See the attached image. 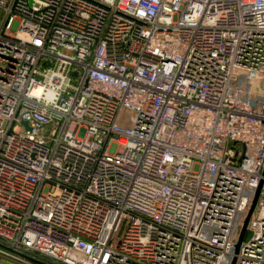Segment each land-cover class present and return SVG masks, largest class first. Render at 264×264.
<instances>
[{"label": "built area", "instance_id": "2783aa9c", "mask_svg": "<svg viewBox=\"0 0 264 264\" xmlns=\"http://www.w3.org/2000/svg\"><path fill=\"white\" fill-rule=\"evenodd\" d=\"M236 76L264 82V0H0V264H264Z\"/></svg>", "mask_w": 264, "mask_h": 264}, {"label": "rangeland", "instance_id": "374dc122", "mask_svg": "<svg viewBox=\"0 0 264 264\" xmlns=\"http://www.w3.org/2000/svg\"><path fill=\"white\" fill-rule=\"evenodd\" d=\"M232 86L236 89V88H243L246 92H252L255 95L250 97L249 99L254 100L256 103V108L258 110L261 109V105L264 101V82H261L260 84L256 83L255 86L252 85L251 81L247 80L245 76H236L233 80H232ZM262 96V97H261ZM248 100V98H241L242 102H246ZM124 112H126V110H124ZM251 193V197L254 196V192L255 189H250L249 190ZM247 216V212L242 213L239 215V219H238V223L239 224H243L245 218ZM203 231H205L207 234L210 233V229L204 228ZM238 238V235H234L233 239L236 241ZM232 263V259L230 260V263Z\"/></svg>", "mask_w": 264, "mask_h": 264}, {"label": "water", "instance_id": "95a60500", "mask_svg": "<svg viewBox=\"0 0 264 264\" xmlns=\"http://www.w3.org/2000/svg\"><path fill=\"white\" fill-rule=\"evenodd\" d=\"M263 174H264V171H263ZM262 184H263V180L260 181L259 183V186L257 187L256 189V192H255V196L253 198V201H252V204H251V207L249 209V212L244 220V223H243V226L241 228V231H240V236H239V239H238V242L236 244V250L238 251L239 247H240V244L243 240V237L246 233V230H247V226H248V222H249V219L252 215V212L254 211L255 207H256V204H257V200H258V196H259V193H260V190H261V187H262ZM235 261H233V264H234Z\"/></svg>", "mask_w": 264, "mask_h": 264}]
</instances>
